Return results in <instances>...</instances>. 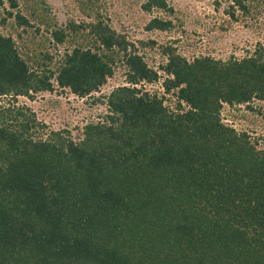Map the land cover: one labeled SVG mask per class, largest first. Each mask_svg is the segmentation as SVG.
<instances>
[{
  "label": "trees",
  "instance_id": "obj_1",
  "mask_svg": "<svg viewBox=\"0 0 264 264\" xmlns=\"http://www.w3.org/2000/svg\"><path fill=\"white\" fill-rule=\"evenodd\" d=\"M230 1L231 15L252 9ZM22 2L0 0L14 33L0 32V96H89L117 64L124 82L96 96L103 116L75 134L43 132L28 106L0 103V264H264V147L221 117L264 104V44L193 55L177 39L129 38L96 0H76L86 18L61 25L46 0ZM141 7L172 11L169 0ZM41 29L67 43L58 58Z\"/></svg>",
  "mask_w": 264,
  "mask_h": 264
},
{
  "label": "rangeland",
  "instance_id": "obj_2",
  "mask_svg": "<svg viewBox=\"0 0 264 264\" xmlns=\"http://www.w3.org/2000/svg\"><path fill=\"white\" fill-rule=\"evenodd\" d=\"M46 1L51 14L60 25L68 18L76 20L86 18L79 11L76 0ZM143 1L96 0V4L109 24L117 31L125 32L129 38L154 39L159 43L177 39L174 44L183 52L186 46H189V52H192L189 54L193 55L209 54L222 59L231 55L239 57L251 51L257 43L264 44V0H251L252 9L246 14L233 7V15L227 12L230 10V0H169L172 8L170 13L155 9L146 12L141 7ZM22 6L23 2L19 0V7ZM4 16L5 11L0 9V18ZM153 16L171 19L173 27L166 31L147 30L146 24ZM10 23L9 18L4 24L0 23V32L4 34L12 32L14 36ZM37 36L46 38L47 49L56 55V58L67 48L65 42L56 44L52 39L50 42L47 41L50 36L44 29H41ZM147 56L149 65L159 61L158 55ZM121 72H124L123 66L117 64L115 68L117 76L108 77L105 85L89 96L75 97L57 88L54 91L33 93L32 98L22 95L0 96V103L28 106L30 111L34 112L37 121L45 125L43 132L66 125L71 128V134H75L74 127H82L87 121H94L103 116L105 104L95 102L94 99L96 96L106 94L113 86L122 84L124 79ZM249 105L252 109L246 104L225 107L221 117L226 123L231 122L237 131L244 130L252 139L257 138V147L263 148L264 104L253 99ZM39 133L43 134L41 131Z\"/></svg>",
  "mask_w": 264,
  "mask_h": 264
},
{
  "label": "built area",
  "instance_id": "obj_3",
  "mask_svg": "<svg viewBox=\"0 0 264 264\" xmlns=\"http://www.w3.org/2000/svg\"><path fill=\"white\" fill-rule=\"evenodd\" d=\"M155 68H156V69H159V68L157 67V63H156ZM159 72H160L161 74H163V71L161 72L160 70H158V73H159ZM161 81H162V78H159V79L157 80L156 83H153V84H150V85L155 86V87L160 86V85H161ZM75 97H78V96H75ZM229 123L232 124L231 122H229Z\"/></svg>",
  "mask_w": 264,
  "mask_h": 264
}]
</instances>
